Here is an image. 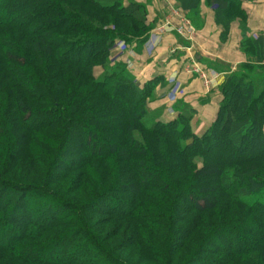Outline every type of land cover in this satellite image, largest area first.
<instances>
[{"label":"trees","instance_id":"16d2710c","mask_svg":"<svg viewBox=\"0 0 264 264\" xmlns=\"http://www.w3.org/2000/svg\"><path fill=\"white\" fill-rule=\"evenodd\" d=\"M146 22L145 5L121 0H0V264H95L92 253L104 264H264V80L252 78L264 65L228 76L197 136L193 109L169 122L149 114L162 78L142 87L110 63L118 40L145 42ZM82 133L84 152L73 151ZM54 208L57 220L12 235L20 210Z\"/></svg>","mask_w":264,"mask_h":264},{"label":"crops","instance_id":"0c3cea01","mask_svg":"<svg viewBox=\"0 0 264 264\" xmlns=\"http://www.w3.org/2000/svg\"><path fill=\"white\" fill-rule=\"evenodd\" d=\"M121 1L125 6L145 5L150 30L145 42H135L124 52H119L117 41L111 62L126 63L142 87L162 78L163 85L148 104L153 118L169 122L193 109L192 130L205 134L217 118L228 76L246 65H264V0ZM220 4L229 5L225 16ZM96 69L100 77L104 68Z\"/></svg>","mask_w":264,"mask_h":264},{"label":"rangeland","instance_id":"374dc122","mask_svg":"<svg viewBox=\"0 0 264 264\" xmlns=\"http://www.w3.org/2000/svg\"><path fill=\"white\" fill-rule=\"evenodd\" d=\"M26 2V0H24ZM28 1V0H27ZM120 41V47L118 48L119 52H124L126 50L127 47H129L130 45H128L124 40H118ZM114 48L111 49L110 51V63L111 62V57H112V51ZM79 58V59H78ZM77 59L80 61V63H84L86 60V55L82 54L80 57H78ZM116 63V62H115ZM99 67V66H97ZM97 67L94 68V75L95 77H98V69H96ZM205 74V72H200ZM255 73V72H254ZM257 76V78L259 79H264V73H255L254 76ZM23 84L26 85V87H32V81H29L27 78H24L23 80ZM32 83V84H31ZM33 88V87H32ZM29 89V88H28ZM155 120V118H154ZM157 120V119H156ZM97 121L99 122V119L97 120L95 117H90V120L88 121L87 124H85L84 126H88V128H90V130H96L95 124H97ZM159 121V120H157ZM194 132V131H193ZM196 134V133H195ZM198 136V135H197ZM202 136V135H201ZM85 134L82 133L81 137H76V138H70L68 140V146L76 152H84V146H83V141L85 140ZM191 142V141H189ZM222 145V146H221ZM221 146V147H220ZM256 146L253 142L249 141V143L245 146L244 150L247 151H251L254 153V151H257ZM222 147H226L224 144H219V147L215 150H213V153H219L220 149H223ZM72 151V152H73ZM72 153H67L65 156V161L66 163H74V161H72ZM111 196V195H110ZM115 197V199H119L120 197H116L115 195H113V198ZM111 200V199H110ZM112 207V206H111ZM102 211H108L109 210V206L108 204L103 207L100 208ZM45 212V210H44ZM43 210H37L36 212L32 209H30V211H28L27 213H24L23 211H19L16 215L15 220H13L14 222L12 223V228L14 229V233L12 234L13 236L15 235H19L20 233H23L24 231H29L32 229L33 225L37 222V221H41L42 219H44L45 214H47L46 216L49 217L50 219L55 218L56 220L60 217V213L59 210L57 208H54L50 213H44ZM9 228V227H8ZM11 233L6 234V236L3 237V242L4 243H9V239L11 238ZM79 254H74L73 258H79ZM90 257V262L95 263V264H104V260L100 258L99 255L92 253L91 255H88Z\"/></svg>","mask_w":264,"mask_h":264},{"label":"built area","instance_id":"2783aa9c","mask_svg":"<svg viewBox=\"0 0 264 264\" xmlns=\"http://www.w3.org/2000/svg\"><path fill=\"white\" fill-rule=\"evenodd\" d=\"M178 33L184 35V32H182V29L181 28L178 29ZM204 78L206 79L205 75H204Z\"/></svg>","mask_w":264,"mask_h":264}]
</instances>
